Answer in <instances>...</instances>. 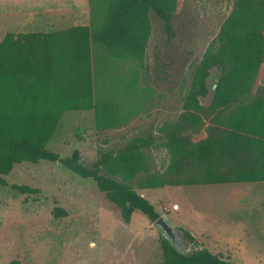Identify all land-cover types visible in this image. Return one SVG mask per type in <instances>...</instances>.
Returning <instances> with one entry per match:
<instances>
[{
    "label": "rangeland",
    "instance_id": "obj_1",
    "mask_svg": "<svg viewBox=\"0 0 264 264\" xmlns=\"http://www.w3.org/2000/svg\"><path fill=\"white\" fill-rule=\"evenodd\" d=\"M235 1L177 0L171 42L152 13V34L141 61L115 60L93 43L95 102L114 100L121 124L99 130L93 110L65 112L48 148L62 159L78 150L83 163L92 166L101 152L149 133L159 135L184 111L197 69L219 47L218 35ZM19 18L0 16V41L7 33L33 31ZM74 18L72 26L91 24V13ZM46 31L53 29L41 30ZM220 73L218 67L211 69L210 95L200 98L203 106L211 104ZM143 152L151 174L164 173L170 165V153L161 143ZM103 173L130 184L172 227L188 230L212 253L236 264H264V182L145 188L140 185L145 175L128 180ZM5 179L8 186H0V264H163L162 231L154 222L135 211L124 223L92 179L75 175L61 162L17 164ZM12 185L38 191L23 193ZM57 208L66 215L56 216ZM174 241L181 250L195 249L183 233Z\"/></svg>",
    "mask_w": 264,
    "mask_h": 264
},
{
    "label": "trees",
    "instance_id": "obj_2",
    "mask_svg": "<svg viewBox=\"0 0 264 264\" xmlns=\"http://www.w3.org/2000/svg\"><path fill=\"white\" fill-rule=\"evenodd\" d=\"M91 24L49 32L7 33L0 41V186L14 166L24 162H56L48 148L65 112L93 110L96 127L111 130L121 124L119 105L111 99L95 102L93 43L115 60H143L152 34L151 14L163 24L168 42L176 36L173 12L177 0H89ZM219 47L207 54L185 96L178 119L159 135L136 137L118 150L101 152L86 166L75 150L62 164L75 175L92 179L115 204L124 223L135 211L156 222L160 213L128 180L145 175L140 185L163 188L264 182V0H236L218 35ZM213 67L220 76L211 104L207 79ZM233 107V109H232ZM230 109L231 112H228ZM166 146L171 162L164 173H149L144 150ZM23 193L28 186L12 185ZM66 215L60 208L56 216ZM181 250L161 233L163 264H236L200 245Z\"/></svg>",
    "mask_w": 264,
    "mask_h": 264
},
{
    "label": "crops",
    "instance_id": "obj_3",
    "mask_svg": "<svg viewBox=\"0 0 264 264\" xmlns=\"http://www.w3.org/2000/svg\"><path fill=\"white\" fill-rule=\"evenodd\" d=\"M90 13L89 0H0L1 17L19 16L22 23H29L33 30L30 32L34 33L48 27L53 31L69 29L75 26L71 23L74 22L77 14L85 17Z\"/></svg>",
    "mask_w": 264,
    "mask_h": 264
},
{
    "label": "water",
    "instance_id": "obj_4",
    "mask_svg": "<svg viewBox=\"0 0 264 264\" xmlns=\"http://www.w3.org/2000/svg\"><path fill=\"white\" fill-rule=\"evenodd\" d=\"M58 161L62 163L63 159L60 158ZM154 226L159 228L165 234V236H167L173 242V244L175 243L174 240L176 234L182 235L181 231L172 227L165 217H160L156 222H154Z\"/></svg>",
    "mask_w": 264,
    "mask_h": 264
}]
</instances>
